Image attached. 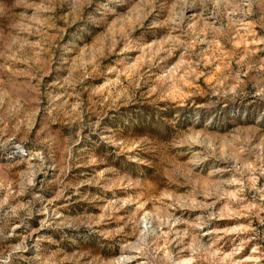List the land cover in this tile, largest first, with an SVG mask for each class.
<instances>
[{"label":"rangeland","instance_id":"rangeland-1","mask_svg":"<svg viewBox=\"0 0 264 264\" xmlns=\"http://www.w3.org/2000/svg\"><path fill=\"white\" fill-rule=\"evenodd\" d=\"M0 264H264V0H0Z\"/></svg>","mask_w":264,"mask_h":264}]
</instances>
